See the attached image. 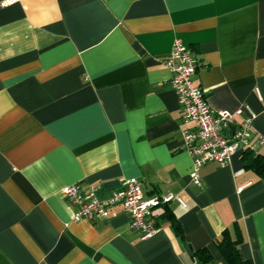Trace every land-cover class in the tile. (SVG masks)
Instances as JSON below:
<instances>
[{"label": "crops", "instance_id": "0c3cea01", "mask_svg": "<svg viewBox=\"0 0 264 264\" xmlns=\"http://www.w3.org/2000/svg\"><path fill=\"white\" fill-rule=\"evenodd\" d=\"M174 38L208 104L248 105L252 141L264 137V0H0V264H229L216 240L235 225L241 254L264 264V175L242 148L203 164L200 185L189 176L163 62ZM128 177L182 202L156 206L151 236L119 204L72 218L64 185L106 198Z\"/></svg>", "mask_w": 264, "mask_h": 264}, {"label": "built area", "instance_id": "2783aa9c", "mask_svg": "<svg viewBox=\"0 0 264 264\" xmlns=\"http://www.w3.org/2000/svg\"><path fill=\"white\" fill-rule=\"evenodd\" d=\"M163 62L171 71L170 83L181 110L180 148L191 158L189 176L195 184L200 185L199 170L203 164L214 161L226 165L236 150L243 147L254 149L255 144H264L262 136L252 141L256 114L248 105L227 110L214 109L208 104L205 90L192 78L198 67V59L180 38H174ZM236 116L240 119L236 120ZM61 191L75 205L73 219L105 218L110 214V209L119 204L128 213L130 227L137 229L141 238L151 236L159 226L155 213L157 205L172 198L181 202L173 194L144 196L141 182L136 177L121 180L119 187L106 198L97 196L96 185L82 190L77 183L66 184Z\"/></svg>", "mask_w": 264, "mask_h": 264}, {"label": "trees", "instance_id": "16d2710c", "mask_svg": "<svg viewBox=\"0 0 264 264\" xmlns=\"http://www.w3.org/2000/svg\"><path fill=\"white\" fill-rule=\"evenodd\" d=\"M237 151V150H236ZM241 158L244 162L245 167L254 169L256 172L264 175V155L257 153L253 148L243 147ZM162 219H169L171 227L176 233H179V223L174 217L172 210L167 207L163 212ZM242 241L241 233L239 227L235 225L234 233L232 234L225 228L220 237L216 240V246L225 257L229 264H253L249 258H245L239 248V243ZM201 249L194 250L193 254L204 257ZM208 255L205 254V257Z\"/></svg>", "mask_w": 264, "mask_h": 264}]
</instances>
